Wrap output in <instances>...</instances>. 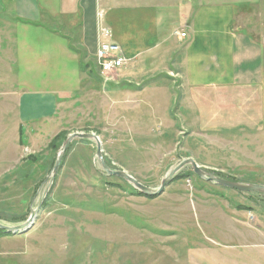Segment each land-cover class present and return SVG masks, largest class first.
Masks as SVG:
<instances>
[{
  "label": "rangeland",
  "instance_id": "rangeland-1",
  "mask_svg": "<svg viewBox=\"0 0 264 264\" xmlns=\"http://www.w3.org/2000/svg\"><path fill=\"white\" fill-rule=\"evenodd\" d=\"M198 1L204 0H195V6ZM209 1L230 4L236 25L258 45L262 58L248 59L242 68L261 65L259 79L247 80L249 86L242 88L253 89L264 107V0ZM42 22L67 36L81 67L75 75L67 53L46 43L44 58L51 62L39 76L35 22H27V47L21 58L19 48L11 44L12 86H5L13 93L6 102L11 114L0 119L2 223L26 220L30 207L41 200L64 140L74 132L97 135L103 159L112 169L124 170L153 189L185 158L215 176L264 185V118L257 125L229 129L242 119L227 120L223 110H213L228 101L209 92L212 113H190L182 107L176 72L183 52L171 36L181 22L165 25L166 37L158 40L156 51L143 56L140 72L133 74L129 66L105 77L96 59L78 44L76 27ZM0 30L7 32L4 42L9 44L7 35L20 28L0 22ZM246 32L241 33L249 36ZM0 59L8 61V54L0 51ZM235 68L240 69L238 64ZM17 71L22 75L16 76ZM163 85L167 93L155 96L151 88ZM23 94L31 99L20 109ZM177 174L162 193L146 197L102 170L93 139L75 138L31 227L0 235V264H233L226 261L230 253L239 255L236 264H246L256 261L249 256H264V193L210 182L198 177L191 165ZM257 260L264 264L262 258Z\"/></svg>",
  "mask_w": 264,
  "mask_h": 264
},
{
  "label": "crops",
  "instance_id": "crops-1",
  "mask_svg": "<svg viewBox=\"0 0 264 264\" xmlns=\"http://www.w3.org/2000/svg\"><path fill=\"white\" fill-rule=\"evenodd\" d=\"M204 1H198L196 6H201L195 9V0H0V22L15 23L20 28L17 34L7 35L9 39L11 38L9 44L4 42L7 32L0 30V40H2L0 51L8 54V61L0 59V119L11 114V109L6 102L12 100L13 93L12 89L5 88L6 83L12 86L11 44L12 47L14 43V48H19L21 58L27 47L28 21L35 22L39 28V76L45 64L49 65L51 62L44 58L47 57L44 55L48 52V48L45 47L46 43L54 44L52 46H55L56 51L67 53L71 64L69 69L74 74L81 67L77 53L72 49L68 40H65L67 36L63 32L54 31L45 26L42 21H55L69 28L76 27L78 44L93 58H95L99 42V29L101 26L108 27L112 33V40L120 46L124 56L128 59L125 66L120 69L129 70L131 66L133 74L137 70L140 72L139 68L146 62L143 56L156 51L158 40L166 37L165 25L181 22L172 31L171 36L176 38L183 52V58L176 72L179 78L177 82L183 95L182 107L196 114L205 110H209L210 113L213 110L216 112L223 110L227 120L232 117L242 119L239 123L230 125L229 129L240 125H257L260 119L264 118V107L253 89L242 87L249 86L247 80L259 79L258 74L262 67L261 65L252 69L242 67L248 64V59L257 62L262 58L259 47L249 32L243 31L236 25L230 4ZM175 31H183L185 36L180 37L179 34L174 33ZM241 32H246L250 37ZM12 38L15 42H12ZM167 40L166 38L165 41ZM21 61L20 65H22ZM237 64L240 68L238 71L235 68ZM53 67L58 68L51 64L50 68ZM162 69L170 72L172 70L167 67H162ZM17 73H19L16 75L18 77L22 75L18 71ZM151 89L155 96L167 93L164 85L161 88L153 86ZM208 92L212 95H220L219 100L221 101L227 99L228 104L223 102L222 105L212 110L206 95ZM41 96V100L45 99L43 94ZM30 99L31 95H21L20 109L22 105L25 107ZM188 102L193 103L192 107L187 105ZM167 107L165 110H168ZM2 123L1 120L0 143L3 139ZM226 246L232 247V245ZM226 255L228 263L236 264L235 262L240 259L239 255L231 253ZM249 257H255L256 261L253 262L250 259L243 262L260 264L257 259L261 258L264 261V256L261 255Z\"/></svg>",
  "mask_w": 264,
  "mask_h": 264
},
{
  "label": "water",
  "instance_id": "water-1",
  "mask_svg": "<svg viewBox=\"0 0 264 264\" xmlns=\"http://www.w3.org/2000/svg\"><path fill=\"white\" fill-rule=\"evenodd\" d=\"M75 138H87V139H93L96 143V157L99 161V164L102 168V170L108 174V175H114L117 176L127 182H129L130 184H132L140 193H142L143 195L146 196H155V195H159L160 193L163 192L164 188L170 183V181L174 178V176L177 174V172H179L184 166L186 165H191L193 172L200 178H203L205 180H208L210 182L216 183L218 185L224 186V187H228L231 189H235L238 191H242V192H260V193H264V185L262 184H257V183H241V182H236V181H231V180H227L218 176H215L209 172H207L206 170H204L201 166H199L192 158H185L183 160H181L175 167H173V169L168 172V174L162 179L160 186L157 189H153L150 188L144 184H142L141 182H139L137 179H135L133 176H131L130 174H128L126 171L124 170H117V169H112L110 168L107 163L105 162V160L103 159L102 153H101V145H100V141L97 137V135H95L94 133H80V132H74L69 134L66 139L64 140L63 144H62V149L59 151V153L57 154V158L55 160V163L52 167V171L50 173V175L48 176L49 178V182L47 184V187L44 189L43 195L41 197L40 202L37 204V206L35 208L30 207V214L29 216L26 218L25 221L16 224V225H8V224H4L0 221V229H2L5 232L8 233H22L24 231H26L27 229H29L31 227V225L34 223L41 202L45 196V193L48 191V188L50 187L54 176L57 173V170L60 166L63 154L65 153V150L67 149V147L69 146V144L75 139Z\"/></svg>",
  "mask_w": 264,
  "mask_h": 264
},
{
  "label": "built area",
  "instance_id": "built-area-1",
  "mask_svg": "<svg viewBox=\"0 0 264 264\" xmlns=\"http://www.w3.org/2000/svg\"><path fill=\"white\" fill-rule=\"evenodd\" d=\"M180 37L185 36L183 31H175ZM99 42L97 45L95 59L103 77L107 72L117 71L127 63L128 59L124 56L120 46L112 40L111 30L106 26H101L98 32Z\"/></svg>",
  "mask_w": 264,
  "mask_h": 264
},
{
  "label": "trees",
  "instance_id": "trees-1",
  "mask_svg": "<svg viewBox=\"0 0 264 264\" xmlns=\"http://www.w3.org/2000/svg\"><path fill=\"white\" fill-rule=\"evenodd\" d=\"M21 139V138H20ZM64 139H65V137H64ZM63 140V139H62ZM107 163V165L109 166V167H111L110 166V164L108 163V162H106ZM112 168V167H111ZM180 176V174H177V175H175L174 176V178H177V177H179ZM146 197H149L150 198V196H146ZM8 234H10V233H8V232H5V231H3L2 229H0V235H8Z\"/></svg>",
  "mask_w": 264,
  "mask_h": 264
}]
</instances>
